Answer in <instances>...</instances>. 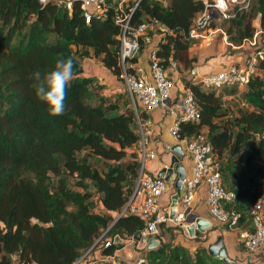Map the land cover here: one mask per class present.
<instances>
[{"label":"trees","instance_id":"trees-1","mask_svg":"<svg viewBox=\"0 0 264 264\" xmlns=\"http://www.w3.org/2000/svg\"><path fill=\"white\" fill-rule=\"evenodd\" d=\"M117 1L108 0L102 15L92 13L85 22L77 1L67 9L53 1L0 0V264H73L110 222V244L101 253L111 252L114 234L144 226L135 214L116 213L138 172L137 119L148 114L141 106L134 111L124 88L104 93V82L80 62L97 57L120 79ZM134 1L126 0V8ZM202 8V0H138L130 24L154 17L161 25L152 30L158 63L167 70L173 61L177 72L188 74V29ZM250 9L264 30V0H251L246 10H234L216 25L230 43L251 37ZM60 56L74 60L76 75L66 89L63 115L52 116L29 77L52 70ZM255 65L240 88L204 89L181 74L200 117L177 126L178 139L204 133L224 186L236 193L226 205L239 213L237 228L247 230L249 204L264 192V54ZM225 95L237 96L235 110L224 107ZM157 239V246L139 252L142 264H230L202 245L190 260L183 246Z\"/></svg>","mask_w":264,"mask_h":264},{"label":"built area","instance_id":"built-area-1","mask_svg":"<svg viewBox=\"0 0 264 264\" xmlns=\"http://www.w3.org/2000/svg\"><path fill=\"white\" fill-rule=\"evenodd\" d=\"M39 1H53L57 5L65 6L67 9L71 8L73 1H77L82 9L85 22L89 21L92 13L102 15L104 10L108 8V0ZM125 1L118 0L115 5L114 22L120 28L117 56L120 83L116 90L123 88L126 90L134 111H136V106H141L144 111L149 112L158 106L165 105L166 100L171 97L172 89L175 86V77L169 74L168 70L175 72L176 66L171 61L170 67L167 70L163 69L154 53L156 35H154L152 30L155 26H161L159 22L154 17H149L136 25H131L130 15L138 0H135L127 8ZM250 1L202 0L203 8L194 17L188 29V35L193 38L191 44L209 45L215 36L217 28L215 25L211 26L210 23L232 16L234 10H246ZM253 24L255 28L251 37L240 44L230 43L224 31H221L227 47L236 49L252 45L253 49L249 53H246L242 58L239 56L238 59L233 56L232 59L225 60L218 70L209 71L192 80L204 89L217 90L222 87L242 86L249 76L255 72L257 57L264 54V30L259 27L258 13L253 18ZM148 29L153 33L152 36L147 33ZM138 35H141L144 46L143 57L139 54ZM133 57L136 60H133ZM168 110L174 114L173 121L168 126V129L176 139H178L177 126L180 120L197 122L200 117L192 91L184 85L179 88V93L168 107ZM149 124L148 118L137 119L139 134L136 143L139 162L138 172L132 190L120 210L116 213V216L124 213L139 216L144 221V226L139 230V234L144 236L145 239L150 236L157 239L161 222L169 221L177 224L183 219V214L179 211L169 217L160 210L158 201L160 195L165 191L168 181L161 176L147 174L144 171L145 162L155 155L154 149L148 145ZM178 141L183 145V150L189 154L191 160L189 173L185 174L181 179L180 210L189 207L194 190L199 186H203L209 216L218 224L237 228L239 213L226 205L227 202H232L235 199L236 193L224 186L210 143L204 133L199 131L193 136L181 138ZM167 147L169 148L168 145ZM249 215L251 229H239L238 237L246 251V256L251 259L264 245V192L249 204ZM112 222L94 237L90 246L81 253L73 264H96V260H106L111 261L113 264H118L116 263L118 257L113 253L114 247L109 253H101V249L110 244V239L105 234ZM121 237L123 238V243L135 242L132 234ZM14 258L15 256L12 255V259ZM143 261V256L137 254L132 259L131 264H142Z\"/></svg>","mask_w":264,"mask_h":264},{"label":"crops","instance_id":"crops-1","mask_svg":"<svg viewBox=\"0 0 264 264\" xmlns=\"http://www.w3.org/2000/svg\"><path fill=\"white\" fill-rule=\"evenodd\" d=\"M216 25L217 24H215V26ZM216 27L217 28L215 36L213 37V40L209 45L204 46L201 44L193 43L188 48V53L193 58L190 73L187 74L186 70H183L182 72H168L173 77H175V86L172 89L171 97L166 100V104L163 106H158L157 108L146 112L148 114V119L150 122L148 145L152 147L155 152L154 157L148 159L145 162L144 171L147 174L157 175L160 168L168 166L174 153V151L171 149V146L176 143L181 144L168 129V126L171 124L174 117V114H172L168 110V107L178 95L179 88L183 86L180 75L185 74L186 77L194 79L209 71L218 70L225 60L232 59L233 56L238 59V57L240 56V53L236 50H233L232 53H230V50L227 49L225 40H223V36L221 34L222 29L218 26ZM141 56H144V52L141 54ZM142 63L144 62L142 61ZM84 69L86 70V73H93L97 75L101 82H104V84L110 86H106L102 89V91L106 94L116 90V87L119 86L116 77L108 69L98 68V65L96 64L94 65V67L91 64L89 67ZM240 87L241 86H239V88ZM225 96L229 97L230 95ZM167 145L169 146V148L167 147ZM182 151V155L177 156V162L183 165L185 174H187L190 171L191 160L189 154L184 150ZM173 192V184L171 181H168V185L165 191L160 195L158 201L160 210L167 215L170 196ZM181 195L182 192L177 200V210L181 209ZM189 211L195 213L196 216H200L208 220L209 224L204 227L203 231H199L194 227V235L190 236L184 229L185 224L183 226H180L178 223L173 224L172 222L164 221L159 224L160 238L172 244H179L183 246L186 251V256L189 257L190 260H192L194 258V252L197 246L202 245L206 247L208 243L214 241L217 236H220L221 246L224 248L226 257L230 260L228 261V263L234 264L236 262V264H264V245L261 246L259 251L250 259L246 256V251L240 243V239L238 237L239 229L218 224L209 216L207 204L205 202V190L203 186H199L194 190L189 205ZM145 249L146 248L139 249L140 251L134 250L135 254L130 259L131 262L132 259L137 254H139V252H141V250L144 251ZM118 260H120V257L117 258V262ZM102 261L106 260H96V264H100Z\"/></svg>","mask_w":264,"mask_h":264},{"label":"water","instance_id":"water-1","mask_svg":"<svg viewBox=\"0 0 264 264\" xmlns=\"http://www.w3.org/2000/svg\"><path fill=\"white\" fill-rule=\"evenodd\" d=\"M174 151L170 163L166 167L159 169L157 175L161 176L166 181H171L174 187V192L170 196L169 208L167 210L168 216L172 217L177 212L181 211L183 214V219L178 222L180 226H184L186 233L190 236L194 235L193 228L195 227L199 231H203L204 227L209 224L208 220L196 216L195 213L189 211V207H185L182 210H177V200L182 192V182L181 179L185 176L184 167L181 163L177 162V156H181L183 153V145L176 143L171 146ZM132 238L135 241L123 243V238L114 234L112 237V244L114 247V255L122 259H129L132 256L134 250L146 248L150 249L158 244V240L150 236L144 238L136 231L132 234ZM206 250L209 255L215 258H221L224 261H230L225 254L224 248L221 246V237L217 236L214 241L206 245Z\"/></svg>","mask_w":264,"mask_h":264},{"label":"clouds","instance_id":"clouds-1","mask_svg":"<svg viewBox=\"0 0 264 264\" xmlns=\"http://www.w3.org/2000/svg\"><path fill=\"white\" fill-rule=\"evenodd\" d=\"M74 60L60 56L52 70L41 73L34 71L29 79L33 80L35 96L47 105L52 116L63 115L65 110L66 89L75 79Z\"/></svg>","mask_w":264,"mask_h":264},{"label":"rangeland","instance_id":"rangeland-1","mask_svg":"<svg viewBox=\"0 0 264 264\" xmlns=\"http://www.w3.org/2000/svg\"><path fill=\"white\" fill-rule=\"evenodd\" d=\"M164 3H166L167 0H162ZM248 12V16L250 17V20L252 22V17L254 16V13L253 11L250 9L247 11ZM221 20L219 21H216L214 23H217L219 24ZM228 50H230V53H232L233 50H236L240 53V58H242L244 55H246V53H249L252 49H253V46L252 45H249L248 47L245 46L244 48H236V49H230L229 47H227ZM80 62L81 64L83 65L84 68H87L89 67L91 64L94 65H98V68H102L100 67L99 65V59L96 57L94 58L93 56H88V57H85L84 59L83 58H80ZM91 63V64H90ZM90 64V65H89ZM92 67V66H91ZM103 69V68H102ZM100 73V72H98ZM102 76V74H101ZM102 79V78H101ZM117 82L120 83V80L118 78H116ZM105 86L104 87H110L109 85L107 84H104ZM110 92V91H109ZM238 100H237V96H234V97H227V96H223V104H224V107H226L227 110L229 111H233L235 110L237 104H238ZM135 253L133 252L132 253V256L129 258V259H125V260H118V264H130L131 263V258L133 257ZM119 258V257H118ZM121 259V258H120ZM112 262L111 261H102L100 264H111Z\"/></svg>","mask_w":264,"mask_h":264}]
</instances>
